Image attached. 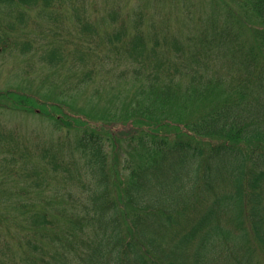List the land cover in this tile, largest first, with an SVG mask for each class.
<instances>
[{"label":"trees","instance_id":"1","mask_svg":"<svg viewBox=\"0 0 264 264\" xmlns=\"http://www.w3.org/2000/svg\"><path fill=\"white\" fill-rule=\"evenodd\" d=\"M57 1L0 0V4L51 7ZM219 1L225 6L224 0ZM240 2V8L246 10L240 22L245 23L246 13H251L264 23V0ZM112 20L115 22L114 17ZM82 22H79L80 33L87 26L92 27L88 22ZM139 23L141 17L136 20L131 34L120 24L118 30L107 35L106 42L112 46L117 60L133 66L135 78L143 75L149 85L160 86L150 92L155 95L150 106L143 105L140 109L132 106L125 110L121 119L115 120L121 123L123 132L119 134L106 128L111 127L109 121L99 131L96 124H86L77 115L69 116L74 124H61L77 130L83 127L77 136L71 139L65 133L57 141V147L33 146V152H37V158L43 163L41 169L56 174L61 172L68 180L76 181L93 174L103 187L101 192L95 190L91 194L97 216L94 220L100 234L96 231L98 237L92 240L80 238L79 248L83 252L76 264H264V157L259 158L251 169L246 164L248 158L239 148L225 144L226 140L242 141L239 138L264 139V123L254 122L257 119L264 121L263 77L255 80L252 76L255 81H249L247 75L242 79L240 73L225 76L219 68L211 70L207 60L210 57L209 41L214 39H207L204 32L197 42L186 45L177 39L160 41L155 33L147 41ZM219 34L222 46L217 52L222 51V55L229 58L228 72L236 65L238 70L248 67L255 74L261 73L255 55L247 51L241 54L242 48L236 45L229 30L221 29ZM252 34L256 35L255 42L262 35L257 47L263 56L264 30L254 29ZM119 43H122L121 47ZM23 44L20 49L29 51V43ZM64 50L61 46L48 49L45 52L47 63H61ZM77 59L83 60L82 57ZM224 66L227 69L225 64L221 68ZM183 71L187 73V83L181 90L175 84ZM207 71L211 76H207ZM87 75L85 73L84 78L91 80V75ZM250 84L255 86L252 88ZM218 88L225 94L223 104L198 112L200 107L196 102L209 98ZM243 90L257 92L255 105L249 107L247 101L243 104L244 97L239 98L245 95ZM204 138L212 140L208 141L206 150L199 145ZM17 144L12 142L14 147L11 149L15 156L22 158L23 153H17ZM105 147H111L119 154H112L110 161ZM129 151L133 153L128 157L124 152ZM77 153L83 161L78 157L75 159ZM120 163L122 169H128V180L124 183L119 180V183L118 178H113L112 181L118 182L123 191L122 198L127 200L132 211L127 218L126 211L121 212L125 218L123 223L114 210V204H118L114 201L121 194L110 199L106 184L110 179L102 171L118 169L116 166ZM79 169H92V172L86 174ZM38 173L29 171L25 176L36 175L33 185L43 188L44 176ZM19 207L27 210L25 205ZM179 215L184 216L183 221H178L172 231ZM69 219L73 221L74 229L78 224L82 230L84 218ZM54 222L44 211L30 214L27 229H31L34 239L27 236L21 257L10 253L12 264H41L39 261L44 255L50 258L45 264H68L66 254H47L36 240L35 232L51 228ZM120 225H123L122 229ZM164 229L172 232L166 241L162 235ZM66 233L77 238L74 230ZM49 240L51 243L54 239L50 237ZM17 248L23 251L21 243Z\"/></svg>","mask_w":264,"mask_h":264},{"label":"rangeland","instance_id":"2","mask_svg":"<svg viewBox=\"0 0 264 264\" xmlns=\"http://www.w3.org/2000/svg\"><path fill=\"white\" fill-rule=\"evenodd\" d=\"M240 1L224 0L225 6L219 0H59L51 7L41 4H0V39H3L0 40V133L5 134L0 135V141L10 144L0 143V264H12L10 253L18 257L24 255L27 236L34 239L31 229H27L29 215L38 211L46 212L55 222L51 228L35 232L36 240L47 254H66L68 264H76L82 254L80 252H83L79 248L80 238L92 240L98 237L96 231H100L94 220L97 216L93 210L91 194L95 190L101 192L103 187L100 182H97L93 174L76 181L68 180L61 172L56 174L41 169L43 163L37 158V152H33V146L57 147V141L65 133L71 139L77 136L83 127L77 130L61 124L73 123L69 116L77 115L86 124H96L100 127L99 131L109 121L111 127L106 128L119 134L123 132L121 123L115 120L121 119L125 110L132 106L137 109L143 105L150 106L152 98H155L150 92L160 86L149 85L143 75L135 78L133 66L114 56L112 46L106 42L107 35L118 30L120 24L128 34L133 33L136 20L140 17L139 24L147 41L155 33L160 41L177 39L186 45L197 42L204 32L207 39H214L209 41L210 57L207 60L211 70L219 68L218 71L225 76L240 73L242 79L247 75L249 81L259 77L264 79V55L261 56L257 47L262 35L255 42L256 35L252 34L254 29L264 30V23H260L251 13H246L251 18L246 15L245 23L240 22L246 11L240 8ZM235 14L236 17H232ZM80 21L88 22L92 27L87 26L81 34L78 29ZM221 29L233 34L236 45L242 48L241 54L247 51L255 55L257 63L261 65L259 75L248 67L238 70L236 65H233L231 72L227 71L229 58L223 56L222 51L217 52L222 46L219 34ZM91 39H94L93 42ZM25 42L29 43V51L20 49ZM121 44L118 46L121 47ZM58 46L65 49L64 60L57 64L47 63L45 52ZM167 56L175 61L171 54ZM78 57L83 58L82 62L78 61ZM223 64L227 65V69L226 66L221 68ZM85 73L91 75L92 79H85ZM182 73L175 84L181 90L182 85L187 83V73ZM207 76H211L208 71ZM250 86L253 88L255 85ZM243 91L245 95L239 98L244 97L243 104L247 101L249 107L252 106L258 96L257 92ZM221 93L218 88L209 98L196 102L200 107L197 111L204 112L223 104L225 94ZM259 100L263 101L261 98ZM192 107L196 106L192 104ZM254 122L264 123L258 119ZM243 139L226 140L225 144L239 148L248 158L246 164L253 169L260 161L259 158L264 157V139ZM209 140L204 138L199 145L206 150ZM12 142L18 143L15 147L17 153H23L22 158L13 153ZM105 151L108 160L118 152L111 150V147H105ZM124 153L129 157L133 151ZM74 157L83 161L78 153ZM116 167L118 169L102 171L110 179L106 182L110 199L121 194L117 201H113L118 202L114 204V210L120 223H123L125 218L132 215V211L126 204L127 200L122 198L123 191L118 182H126L129 174L128 169H122L121 163ZM29 171H39L44 176L43 188L33 185L36 175L31 178L25 176ZM78 171L87 174L92 169ZM113 178H118V182L112 181ZM20 205H25L27 210L20 208ZM122 211H126L125 218L121 216ZM182 215L176 217L172 231L176 229L178 221H183ZM71 217L84 218L82 230L78 224L76 229L73 228V221L69 219ZM122 228L123 225H120ZM72 230L77 234L76 239L66 233ZM171 233V230L164 229L163 240L166 241ZM50 237L54 239L51 243ZM20 243L23 251L17 248ZM49 260V255H44L39 262L45 264Z\"/></svg>","mask_w":264,"mask_h":264}]
</instances>
